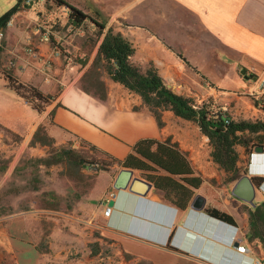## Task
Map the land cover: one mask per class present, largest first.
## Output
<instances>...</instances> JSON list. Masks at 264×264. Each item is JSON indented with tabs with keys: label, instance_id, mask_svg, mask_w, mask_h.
<instances>
[{
	"label": "crops",
	"instance_id": "1",
	"mask_svg": "<svg viewBox=\"0 0 264 264\" xmlns=\"http://www.w3.org/2000/svg\"><path fill=\"white\" fill-rule=\"evenodd\" d=\"M140 7L142 23L118 29L134 48L133 64L152 66L164 86L193 102L213 97L235 108L251 102L246 90L253 83L241 79L264 75V0H145ZM48 16L38 1L14 12L1 31V53L13 61L11 77L22 91L4 88L12 101L2 126L23 142L42 126L53 143L84 144L110 163L93 171L85 196L69 211L36 209L29 225L19 213L0 216V264H100L99 249L90 243L102 237L112 248L106 264H251L261 257V247L253 249L247 238V213L237 209L248 204L203 194L193 158L197 142L181 131L190 121L164 110L157 125L140 97L106 74L104 99L81 90L77 81L100 37L83 63L76 27H64L62 18L51 28ZM53 40L59 55L52 54ZM209 75L221 81H208ZM27 89L42 96L38 110L23 97ZM120 169L149 184L142 196L112 188ZM195 194L205 198L198 211L189 208ZM254 196L264 202L263 191L254 189ZM106 201L110 212L104 216ZM210 208L232 221L212 216ZM233 238L246 252H235Z\"/></svg>",
	"mask_w": 264,
	"mask_h": 264
},
{
	"label": "rangeland",
	"instance_id": "2",
	"mask_svg": "<svg viewBox=\"0 0 264 264\" xmlns=\"http://www.w3.org/2000/svg\"><path fill=\"white\" fill-rule=\"evenodd\" d=\"M40 2L48 16L50 27L58 26L60 19L64 18V27L67 26L68 20L66 16L67 8L64 5H55L51 0H32ZM68 3L75 5L83 10L92 19L104 23V28L101 33L97 26L88 18L84 19L79 25L75 26L77 35L80 37L78 41L80 47L84 49L83 63L87 60L88 55L98 38L107 27H111L114 31L123 29L127 26H136L142 23L144 14L142 12L141 4H145V0H66ZM15 0H0V14L7 10ZM132 2L134 5H130ZM138 5H137V4ZM28 5V7H31ZM27 7V8H28ZM124 8L126 11H122ZM71 28V27H69ZM120 32V31H119ZM121 33V32H120ZM48 40H49V36ZM77 43V42H76ZM2 44V43H1ZM0 44V45H1ZM55 46L61 54V47L56 41L51 43ZM77 56L75 59L78 61ZM95 56L90 60L88 66L81 73L79 80L83 77L87 88L91 89L94 81L97 78L102 80L106 76L103 71L102 61L93 64ZM7 56L1 53L0 46V216L13 215L19 213L24 217V221L32 222V213L36 209H52V210H70L75 203L85 196L88 188L91 185V179L94 170L103 169L110 160L107 158L99 159L91 151L90 148L80 144L77 146H70L69 144H55L51 139L45 136L43 129H38L36 138H33L32 132L30 138L23 142L21 137L12 131H9L2 126L5 119V108L9 105L8 96L3 91L5 87L15 86L13 78L11 77V69L7 70L4 64L7 62ZM84 73V74H83ZM219 83L221 80L219 76L209 75L208 79ZM242 85H246L247 81L253 83L255 78L241 79ZM105 85V84H104ZM233 89L237 90L236 87ZM30 90V89H29ZM29 90L23 94V97L32 106L38 104L40 100L31 96ZM22 92L18 89V93ZM22 94V93H21ZM12 101V100H11ZM196 105H202L211 113L221 112L229 116L233 120L259 121L264 123V107L254 106L251 102L243 104L235 108L231 101L225 107L218 98L207 97L200 102H194ZM189 121V120H188ZM194 124L190 121L186 124L187 128L184 130L182 126L181 131H185L186 140H196L197 153H194L193 158L197 161L199 168V176H202V192L207 197L225 202L227 200L230 204H235L230 195V188L234 181L227 182L228 174L219 168L214 163L210 156L211 146L208 138L202 134L199 129L194 131L189 127ZM243 139L249 140L248 144L259 145V140H264V132L245 133ZM234 150L237 153L238 161L235 164V170L238 175H241L245 162L247 159V151L244 146L234 145ZM90 163H96L95 169H88ZM255 200V196H254ZM237 205V204H236ZM249 208V207H248ZM248 208L243 205H237V209L244 213L248 212ZM248 215V214H247ZM29 220V221H28ZM258 232L264 236V227L259 226ZM250 233V228H247ZM256 240V239H255ZM254 239L249 240L253 249L257 247V242ZM90 249H99L100 257L102 258L100 264L109 263L111 255V247L109 240L102 237L100 243H90ZM261 257L264 260V250L261 243ZM207 253V252H205ZM147 264V263H145Z\"/></svg>",
	"mask_w": 264,
	"mask_h": 264
},
{
	"label": "trees",
	"instance_id": "3",
	"mask_svg": "<svg viewBox=\"0 0 264 264\" xmlns=\"http://www.w3.org/2000/svg\"><path fill=\"white\" fill-rule=\"evenodd\" d=\"M22 1L15 0L7 10L0 14V29H3L6 21L10 19L14 12L28 7ZM51 1L55 5H64L67 8L66 16L70 24L77 26L88 18L97 26L100 33L104 28L103 22L92 19L81 9L66 0ZM133 51L134 48L131 43L119 31H114L111 27H107L97 45L93 64L102 61L103 71L111 81L117 82L127 90L137 94L142 104L155 118L157 125H161L160 115L164 110H169L175 116L194 122L198 126L199 131L208 138L211 146L209 153L211 160L228 174L227 182L235 181L240 175L235 170L238 156L234 150V145L244 146L247 154L251 153L253 147L257 144H248L249 140L243 139L244 134L246 132H264V123L233 120L221 112L211 113L204 106L196 105L191 98L171 92L163 85L152 66L148 65L145 67V65L133 64L130 61ZM78 85L81 90L98 99L102 100L105 97L106 88L100 78L94 81L91 89L87 88L83 77L79 80ZM11 86L18 93L19 85ZM29 92L32 97L42 99V96L35 89H30ZM250 101L254 106L264 107V98L254 99L250 97ZM33 108L38 110L40 106L34 104ZM38 129H43V127L38 126L36 128L32 135L33 138H36ZM45 136L47 137L46 134ZM259 145L264 149V140L263 142L262 139L259 140ZM208 211L212 216L222 221H232L231 216L225 212L215 208H210ZM247 214L248 227L251 231L250 233L248 232L247 238L249 240H260L264 250V236L257 230L259 226L264 227V203L261 202L255 205L248 210Z\"/></svg>",
	"mask_w": 264,
	"mask_h": 264
},
{
	"label": "water",
	"instance_id": "4",
	"mask_svg": "<svg viewBox=\"0 0 264 264\" xmlns=\"http://www.w3.org/2000/svg\"><path fill=\"white\" fill-rule=\"evenodd\" d=\"M165 86L166 88H169L167 84ZM252 151L253 153L260 154L262 153L263 148L261 145H256L253 147ZM111 186L115 191L127 189L131 194L142 196L144 191L149 187V184L137 177H133L130 170L120 169L115 175ZM230 195L244 203L249 205L252 204L254 187L250 178L246 174H241L233 182L230 188ZM204 202L205 198L202 195L195 194L189 203V208L194 211L201 210L204 206ZM108 204H110V202H108Z\"/></svg>",
	"mask_w": 264,
	"mask_h": 264
},
{
	"label": "built area",
	"instance_id": "5",
	"mask_svg": "<svg viewBox=\"0 0 264 264\" xmlns=\"http://www.w3.org/2000/svg\"><path fill=\"white\" fill-rule=\"evenodd\" d=\"M34 1L32 0H23L22 3L26 4V5H31ZM11 25V20L8 19L4 25V27H8ZM2 28L0 29V40L2 37L1 34ZM44 39H46V37H44ZM48 39V37H47ZM27 52L32 53V49L30 47L27 48ZM52 54L53 55H59V50L58 48H56L55 46H53V50H52ZM13 61L12 60H7V62L4 64V67L9 70L13 67ZM246 94L254 99H263L264 98V75L262 77L256 78L253 81V85L250 86L247 90H246ZM83 166H85V168L88 169H95L97 167L96 163H90L88 166L86 164H83ZM110 198H113V193H108L106 200ZM106 204L104 205L103 208V215L107 216L110 212V206L107 205L108 201L105 202ZM235 249L239 252L242 251L243 247L241 245H237L235 247ZM251 264H264V260L262 259V257H256L253 258L252 263Z\"/></svg>",
	"mask_w": 264,
	"mask_h": 264
},
{
	"label": "clouds",
	"instance_id": "6",
	"mask_svg": "<svg viewBox=\"0 0 264 264\" xmlns=\"http://www.w3.org/2000/svg\"><path fill=\"white\" fill-rule=\"evenodd\" d=\"M242 174H246L252 180L251 182L253 184L254 189L264 192V149L260 154L253 153V151H251V153L247 155ZM254 180L255 182L253 183ZM256 182L257 184L255 185ZM234 227L236 228V226ZM231 245H233L235 252L239 254H243L244 252H246V248L243 245H241L243 247L241 252L235 249L237 245H240L237 243L236 238L232 239Z\"/></svg>",
	"mask_w": 264,
	"mask_h": 264
},
{
	"label": "flooded vegetation",
	"instance_id": "7",
	"mask_svg": "<svg viewBox=\"0 0 264 264\" xmlns=\"http://www.w3.org/2000/svg\"><path fill=\"white\" fill-rule=\"evenodd\" d=\"M251 180V179H250ZM252 181V180H251ZM236 200V199H235ZM238 200V199H237ZM259 203H261V202H259ZM259 203H256V201L254 200V197H253V199H252V204L251 205H249L248 204V206L249 207H251V208H253L255 205H257V204H259ZM264 203V202H263ZM247 204V203H246ZM247 222H248V220H247ZM248 224V223H247ZM239 232H240V234L241 235H243V234H245V232H243L242 230H241V228L239 227ZM256 242H257V247H260L261 246V241L260 240H258V239H256Z\"/></svg>",
	"mask_w": 264,
	"mask_h": 264
}]
</instances>
